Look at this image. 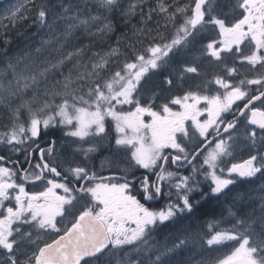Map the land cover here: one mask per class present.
Masks as SVG:
<instances>
[{"label": "snow or ice", "instance_id": "obj_1", "mask_svg": "<svg viewBox=\"0 0 264 264\" xmlns=\"http://www.w3.org/2000/svg\"><path fill=\"white\" fill-rule=\"evenodd\" d=\"M27 4L6 6L5 19L47 29L55 44L44 40L35 51L59 45L58 58L37 63L24 53L0 69V107L9 120L0 145L24 156L0 153V264H113L126 248L137 258L126 253L125 264H171L192 238L209 251L228 249L210 264H264V186L250 210H229L231 228L215 222L202 236L186 230L170 245L150 243L160 225L194 215L195 196L220 201L238 180H264V0ZM117 17L139 18V46L67 50L76 35L110 37ZM205 62L210 78L189 83ZM49 74L62 80L41 90ZM50 127L81 145L69 154H82L81 162L54 155L55 140L41 146ZM110 128L119 171L104 175L88 160ZM241 144L247 152L237 160ZM165 197L163 207L150 206Z\"/></svg>", "mask_w": 264, "mask_h": 264}, {"label": "trees", "instance_id": "obj_2", "mask_svg": "<svg viewBox=\"0 0 264 264\" xmlns=\"http://www.w3.org/2000/svg\"><path fill=\"white\" fill-rule=\"evenodd\" d=\"M49 2L55 5L58 4L60 0H49ZM65 2H67V0H65ZM73 2L75 3L76 0H73ZM152 2L153 0H148L149 4ZM181 2L183 3L184 0H181ZM226 2L227 0H220L221 4ZM28 7L31 8V5L28 4ZM81 7H83V5H81ZM145 11H147V8H145ZM157 19L159 18L154 16L153 21L149 22V26L152 28L151 34L153 36L156 35L157 24L155 21ZM114 23L115 31L110 34V37H106L103 40L96 39L93 41L87 35H76L69 38L66 45L67 50H72L73 46L88 45L91 47L92 52L104 53L112 48H119L121 53H123L129 50V44H136L139 46L137 42L138 40L143 39V37L133 35V26H142L139 23L138 17L132 18L130 23L117 17L115 18ZM161 24H163V21H161ZM5 26L0 28V69L5 67L9 59L18 57L24 53H30L32 61L37 63L43 60L55 62V58H58L57 49L59 48V45H56L55 48L48 45L43 48L40 53H36L35 51L36 48L40 47L44 40H53V44H55V40L47 29L41 31L37 27L31 26V20L17 21L15 27L9 22ZM160 31L164 36L169 35V32L164 31L163 28H160ZM5 38L8 39V44L4 43ZM61 42H64L63 39H61ZM88 55H91V53ZM84 62H87V59H85ZM56 71L58 72L60 70L58 69ZM63 71L64 74L67 75V68L63 69ZM212 72L213 69L211 73H208V76H206L210 78ZM0 78H2V76H0ZM55 80H62V77L49 74L47 84L42 83L41 90H43L44 87H50ZM8 123V111L6 108L0 107V131H4L5 125ZM201 186L207 190L206 185L202 184ZM262 186H264V180L259 178H255L252 182L238 180L237 183L232 186L233 190L227 199H222L220 201H216L215 199L203 200L198 195L195 196L193 202L195 203L196 201H199V203L197 204L194 215L188 216L175 223L167 222L164 225H160L153 231L150 243L154 242V246L156 247L164 245L165 243L170 245L176 236L183 235L186 230H190L192 233H199L202 236L208 231V224L215 222H219V227L222 229L231 228L232 217L229 215V210L232 212H236L240 209L245 211L250 210L251 207L255 206L259 195L258 190ZM243 188L246 189L244 190ZM254 193L257 195L254 196ZM173 199H175V196H173ZM152 207L160 208L155 206ZM129 253L131 259L135 260L137 258V254L133 249L130 248ZM146 255L147 253L141 256V258L146 257ZM213 256V251L207 250V246L202 245L200 240L192 238L183 249L177 251L174 256L175 258L173 257L172 261L178 264H201V261H203L204 264H210V260Z\"/></svg>", "mask_w": 264, "mask_h": 264}, {"label": "flooded vegetation", "instance_id": "obj_3", "mask_svg": "<svg viewBox=\"0 0 264 264\" xmlns=\"http://www.w3.org/2000/svg\"><path fill=\"white\" fill-rule=\"evenodd\" d=\"M66 130L61 127H55V128H49L47 130L46 134H42V139L40 141L41 146L46 147L49 141L55 140L56 141V152L54 155H59L60 159H64V156H68V150L72 148L71 144L69 143L68 137L65 135ZM61 140V141H60ZM110 140V138H108ZM63 141V142H62ZM89 144H84V148H87ZM103 148H100L98 146L97 151L89 154V160L88 163L92 167L94 171H100L104 175H110L112 173H118L119 168L116 166L115 162L110 166H102L101 160H103L106 156H109L112 151L109 148V143L106 145H101ZM4 148V149H3ZM105 148V149H104ZM101 149V150H100ZM101 151V152H100ZM100 152V153H99ZM0 153L6 154V155H12L13 159L19 158L21 162H23L24 156L23 154H20L19 157L15 153H9L8 149H6L4 146L0 145ZM63 153L64 155H60ZM77 155V153H76ZM69 159H71L68 156ZM83 160L82 154L79 153L78 158L75 160V162L79 163ZM119 167H123V164L119 165ZM187 174V173H185ZM31 188V185H29ZM167 190V189H166ZM167 202V198H161L156 202H153L150 206L155 207H161L165 205ZM130 248H126L124 251L117 252L115 257L113 258V264H125V261L127 260L128 256H126V253L130 256Z\"/></svg>", "mask_w": 264, "mask_h": 264}, {"label": "rangeland", "instance_id": "obj_4", "mask_svg": "<svg viewBox=\"0 0 264 264\" xmlns=\"http://www.w3.org/2000/svg\"><path fill=\"white\" fill-rule=\"evenodd\" d=\"M20 2H24L25 4H27V0H0V24H2V26H5L9 20L8 19H5V16H7V13L4 11L5 7L6 6H12V5H16L17 3H20ZM81 2V5H83V0H80ZM28 6V4H27ZM0 25V28L2 27ZM203 68H206V69H203ZM201 68V77H197V78H194V79H190L189 83L191 84H198V83H201L202 80H205L207 79L208 77L206 75H203L204 73H211L212 71V68L208 65L207 62H205V65L204 67ZM204 71H203V70ZM208 70V71H207ZM66 130V129H65ZM114 134V129L110 128L109 129V138ZM74 138H70L68 137V140H69V143L71 144V146H73L72 148H70L68 150V156L71 158V159H74L76 160L78 158V155L79 153H77V155H75V157H72L71 155H69L75 148L77 147H80L81 145H78V144H72V140ZM110 140L108 139H105L104 141L100 142L99 146L100 148H103L101 145H106L107 146V143H109ZM87 144V143H85ZM82 147H84V144L82 145ZM105 149V148H104ZM101 150V149H100ZM101 152V151H100ZM99 152V153H100ZM247 152V148L244 144H241L240 147L237 149V160L240 159L241 155L242 154H245ZM119 157L114 154L113 152L109 155V156H106L103 160H101V165L102 166H110L112 165ZM244 158H246V155H244ZM256 204V203H255ZM228 251L227 248H222L221 250L219 251H213L214 252V256L212 259H214L216 256H222L223 254H225L226 252ZM171 264H178V263H174L172 262Z\"/></svg>", "mask_w": 264, "mask_h": 264}, {"label": "bare ground", "instance_id": "obj_5", "mask_svg": "<svg viewBox=\"0 0 264 264\" xmlns=\"http://www.w3.org/2000/svg\"><path fill=\"white\" fill-rule=\"evenodd\" d=\"M0 25L2 26V24H0ZM2 27H3V26H2ZM2 27H1V28H2ZM22 47H23V46H22ZM6 60H7V59H6ZM203 69H206V68H203ZM203 69H202V70H203ZM203 71H204V70H203ZM207 71H208V70H207ZM207 76H208V75H207ZM60 141H61V140H60ZM62 142H63V141H62ZM3 149H4V148H3ZM251 184H252V183H251ZM252 185H253V184H252ZM262 185H263V184H262ZM247 186H248V185H247ZM243 189L245 190L246 188H243ZM237 191H238V190H237ZM258 191H259V190H258ZM254 194H255V193H254ZM256 195H257V194H255L254 196H256ZM250 197H251V196H250ZM250 197H249V198H250ZM247 201H248V200H247ZM252 203H253V200H252ZM254 203H255V202H254ZM186 253H187V252H186ZM174 258H175V257H174ZM179 258H180V257H179ZM175 260H176V259H175ZM176 261H177V260H176ZM176 261H175V262H176ZM172 262H174V261H172Z\"/></svg>", "mask_w": 264, "mask_h": 264}]
</instances>
